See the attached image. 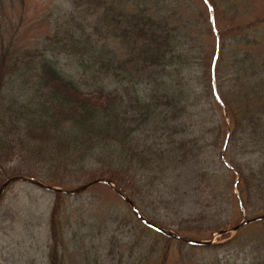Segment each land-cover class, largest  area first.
<instances>
[{"label":"trees","instance_id":"16d2710c","mask_svg":"<svg viewBox=\"0 0 264 264\" xmlns=\"http://www.w3.org/2000/svg\"><path fill=\"white\" fill-rule=\"evenodd\" d=\"M250 3L72 0L74 12L54 20L53 33L40 37L36 46L21 45V37L7 41L0 22V185L18 176L61 188L64 182L58 175L108 178L144 217L167 228L169 222L161 224L147 210L152 191L171 181L165 187L169 200L161 201L160 211L173 209L179 217L190 205L196 211L187 214L188 220L207 218V223L223 224L225 204L234 211L228 228L242 221L244 210L264 216V11L248 15L250 8H243ZM118 46L123 52L116 51ZM61 64L76 66L84 81L66 76ZM193 68L200 84L182 85L181 74ZM202 81L206 103L216 112L219 98L229 119L221 157L226 173L212 159L213 168H204V146L184 138L190 135L186 118H194L192 109L202 105ZM110 83L120 90L108 91ZM83 85L92 90L83 91ZM226 128L219 125V130ZM218 135L221 138V132ZM180 181L203 185L191 191L210 203L203 207L187 202ZM54 195L49 259L50 264H61L68 195ZM95 199L102 200L100 195ZM127 207L136 229L141 225L144 234H157L147 245L152 257L157 255L158 264H169L174 239L145 226ZM176 232L205 237L178 227ZM261 235L264 242V232ZM229 243L191 250H215ZM256 262L264 264V256Z\"/></svg>","mask_w":264,"mask_h":264},{"label":"rangeland","instance_id":"374dc122","mask_svg":"<svg viewBox=\"0 0 264 264\" xmlns=\"http://www.w3.org/2000/svg\"><path fill=\"white\" fill-rule=\"evenodd\" d=\"M71 1L3 0L0 9V22L5 39L7 41H17L21 37V45L36 46L40 37L53 33V28L50 24L54 20L74 12L71 7ZM250 2V4H245L243 8L246 11L250 8L248 15L254 16L264 11V0H250ZM210 17L214 18V12L210 13ZM230 19L231 17L227 16L225 20L228 22ZM116 51L123 52L121 46H118ZM58 60L62 61L61 58ZM197 64L199 63L196 62L197 71H200ZM61 66H63V70H66V76L76 78L80 82L84 81L81 73L77 72L76 66H67L65 64H61ZM181 75L183 77L179 80L182 85L195 88L200 84L201 78H198L194 68L190 69L188 73ZM91 90V87L87 88L83 85V91L89 92ZM107 90L117 92L120 90V86L110 83ZM200 90L199 92L202 94L200 103L202 105L192 109L194 118L191 116L186 118L187 127L185 130L190 135L184 136V138L191 141H199L204 146L203 154L205 156L202 162L203 165L205 164L204 168L209 166L213 168L212 159L217 162V165L220 162L223 171L226 173L221 157L227 130L230 127L229 119L225 116L222 104L220 105L221 101L217 100V104L214 105L216 112L206 103L208 94L203 81ZM218 118H220V122H218ZM222 123L226 124L227 128L225 130H219V125ZM218 132H221V138L219 135L217 136ZM216 136L219 137V145L213 151V143L217 138ZM211 153L214 154L211 156ZM211 168L210 170H212ZM56 173L60 174L62 172L56 171ZM57 178L62 179L61 181L64 182L62 188L66 190H75L93 181L89 179L81 180L80 178L77 180L63 175H58ZM53 182L55 183V180L51 181L52 184ZM170 183L171 181L162 188L157 187L152 191L151 205L147 210L149 214L160 223L169 222L170 227L168 226L167 228L175 233H177L178 227L185 233L192 231L194 235L205 236L200 239L183 237L198 240L207 238L205 240H211V244L215 246L230 243L224 248L215 250L193 251L191 248L195 246L185 243L180 244L177 240H174L171 243L172 257L169 264L262 263L256 262V260L264 256V253L261 257L257 256L258 252L262 254L264 249V242L261 240V233L264 232V219L243 226L238 231L243 230L240 235L238 232L230 231L227 233L230 237L221 240L222 235L218 234L217 231L231 230L233 228V226L228 228V224H226L234 216L231 206L224 204L226 212L221 216V223L223 224L218 222L207 223L208 221L205 220L207 218L192 221V218L189 217L191 219L188 220L187 214L195 215L196 211L195 209H190V205H185L181 209L179 217L176 216L177 213L173 209L168 213L163 210L160 211V208L158 209L157 207H159L161 201L169 200V196L165 194V187L168 188ZM2 185H0V188ZM179 185L186 201L190 204L198 202L197 205L204 207L210 203L204 197L197 199L195 190L191 191L201 184L180 181ZM234 191L237 195L239 194L237 190L234 189ZM98 195L102 198L101 202L95 199V196ZM67 198L66 213L62 219L64 230L62 240L64 246H62L60 251L62 256L61 264H158L157 255H154L155 257L153 258L150 254L151 248L147 247L153 238L157 239V234L154 232L144 234L140 231L143 230L141 225H139V228H135L132 220L126 214L128 204L123 202L112 188H107L104 184H97L84 193L75 196L68 195ZM231 200L235 204L233 197H231ZM54 201L55 195L53 193L25 182L11 184L6 189L0 201V264H50L49 255L52 242L50 240L49 219ZM193 207L195 208L194 205ZM252 210L253 214L257 212L256 209ZM117 214L120 219L116 218ZM242 214L243 219L246 217L245 220L261 217V215L250 216L247 210H244ZM107 215H110V217L105 224ZM112 216L115 221L112 220ZM124 217L127 218V221ZM137 240L139 241L138 244H136ZM162 245H164V242ZM254 246L258 247L257 251Z\"/></svg>","mask_w":264,"mask_h":264},{"label":"water","instance_id":"95a60500","mask_svg":"<svg viewBox=\"0 0 264 264\" xmlns=\"http://www.w3.org/2000/svg\"><path fill=\"white\" fill-rule=\"evenodd\" d=\"M27 182V183H30V184H33V185H36L46 191H49V192H61V193H64V194H67V195H77V194H80V193H83L85 191H87L89 188H91L92 186L94 185H97V184H106L110 187H112V189L115 191V193L117 195H119L127 204H129L133 210V212L136 214V216L146 225L148 226L149 228H152L153 230L169 237V238H173V239H176L178 241H181L183 243H187V244H190V245H194V246H207V245H210L211 242L209 241H198V240H193V239H187V238H183V237H180L178 236L177 234H175L174 232L170 231V230H167L165 228H162L150 221H148L147 219H145L141 213L138 211V209L134 206L133 202L131 201L130 197L125 193L123 192L121 189H119L117 186H115L109 179H101V180H96V181H93V182H90L89 184L85 185V186H82L76 190H63V189H60V188H54V187H50V186H46L36 180H33V179H29V178H25V177H16V178H13L11 180H8L7 182H5L3 184V186L0 188V198L3 194V192L5 191V189L8 187V185H10L11 183H14V182ZM264 217H258V218H255L253 220H248V221H244L243 223H241V225H239L238 227H236L233 231H238L242 226L246 225V224H251V223H254V222H257V221H260V220H263ZM225 233H228V232H221V235L222 234H225Z\"/></svg>","mask_w":264,"mask_h":264}]
</instances>
